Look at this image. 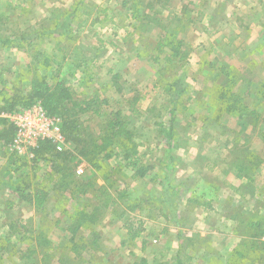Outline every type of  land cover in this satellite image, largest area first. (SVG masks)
I'll list each match as a JSON object with an SVG mask.
<instances>
[{
    "label": "rangeland",
    "instance_id": "rangeland-1",
    "mask_svg": "<svg viewBox=\"0 0 264 264\" xmlns=\"http://www.w3.org/2000/svg\"><path fill=\"white\" fill-rule=\"evenodd\" d=\"M73 10L65 34L49 32ZM226 15L230 22L215 30ZM35 31L43 35L32 49L1 43ZM34 50L48 56V79H63L75 99L121 111L138 155L124 160L119 146V156L100 158L105 170L94 172L81 156L70 166L75 180L113 183V196H122L111 209L97 208L92 192L55 188L52 163L17 154L3 139L9 124L0 115V264H264V233L251 227L256 205L241 206L226 180L223 195L216 184L205 188L229 174L264 173V0H0V105L39 78ZM222 64L238 76L234 91L242 97L247 80L259 81L253 92L263 100L243 97L249 106L241 117L217 109ZM180 79L186 89L175 97L172 82ZM78 119L84 138L101 134L100 117ZM78 147L70 141L68 149ZM131 159L146 167L143 177L133 175ZM21 180L47 187L42 211L12 192ZM78 209L93 217L73 233ZM128 217L141 228L135 239L122 226ZM216 231L227 234L222 247ZM71 242L89 246L77 252Z\"/></svg>",
    "mask_w": 264,
    "mask_h": 264
},
{
    "label": "trees",
    "instance_id": "trees-1",
    "mask_svg": "<svg viewBox=\"0 0 264 264\" xmlns=\"http://www.w3.org/2000/svg\"><path fill=\"white\" fill-rule=\"evenodd\" d=\"M74 13L75 10L65 12L62 16H60L61 18H58V20L55 21L54 27L49 32L65 34L68 31L65 27L72 21ZM34 34H37V36L27 39V35L21 33L14 39H1V43L6 47H9L15 40L16 42L14 46L17 49H32L31 45L33 40H36L38 37H42L43 35V33H39L38 31H35ZM22 40L28 41V44L26 43V45L21 43ZM24 45H26V47ZM176 54V50L172 51V55ZM31 58L33 62L39 63V66H33L35 70L38 69L39 75L36 77L39 78L30 84V89H28L25 93L23 90H20L19 94L15 96L2 97L0 114L4 112H11L18 108H24L31 105L33 102L40 101L48 114H56L60 116L61 130L69 143L71 141L75 143V145L79 146L78 153L75 154L74 150L70 151V149L58 152L55 150L50 141L45 140L40 141L38 146L33 149L32 160H41L45 163L53 164V171L56 173L55 175H60L56 181L59 185L55 186V188L69 189L70 191L77 190L82 195L92 192V197L97 202V208L111 209L122 198V196L115 197L111 193L110 187L113 186V183L112 185L102 183L99 186H95L92 179L86 181L75 180L70 166H72L73 163L76 166V164L83 159L85 164L94 172L101 171L103 168L105 170V167H103L104 165L102 166L100 163V158L102 160H107L112 156H119L118 151H116V148L119 146L121 148L122 159L130 160L132 155H138V152L133 145V135L131 129L128 127L127 122L122 118L120 110L103 113L100 107L93 106L95 104V99H75L72 96L71 87L68 86L63 79H48V71H50L49 63H44V61L48 60V56L42 51L34 50L31 53ZM83 58L84 55H82V59ZM74 66L77 68L83 65L82 63L76 62ZM28 68H31V65H28L27 69ZM218 70L222 75V78H224V82L218 83L213 90V94H216L220 103V106L217 109H220L227 114H237L241 117V114L247 113L248 106L243 102V97L234 91V88L237 87L240 80L229 67H225L223 64L218 67ZM81 83H83V81H81ZM249 85H246L244 89L247 87L249 88ZM172 86L175 97H178L184 92V89H186V85L181 79L173 81ZM101 102L102 105L108 106V101L106 99H102ZM253 112L254 111H251L250 113L254 114ZM88 113H92L93 115L101 118L103 126L101 134L98 137L84 138V136H82L81 132H83V129L79 122L78 115ZM2 120L4 121V119H0L1 122ZM8 126L3 139L6 142L10 141L11 143L13 130L10 126ZM7 135L8 137L10 136V140L6 138ZM171 140L172 134L168 131L166 133L165 141L168 147L171 145ZM79 156H81L82 159H80ZM131 160L132 161H130L129 165H131L134 169L133 175L143 177L147 172L146 167L138 165V160ZM15 161V157L11 155L9 157V162L12 163ZM58 161L60 162L58 163ZM19 168H21V165L18 169ZM103 176L104 175H102V177ZM71 185L73 186V189L69 188ZM11 186L12 192L16 194L20 200L26 202L37 211H42L44 209V204L48 200L50 194L47 187L33 184L28 180H21L19 183ZM84 211V209H78L75 211L76 213L70 216L76 220L72 230L73 233L76 232L83 224L92 220L93 215H88ZM122 215L123 213L119 216L121 217ZM132 223L131 217H128L124 220L122 226L126 229V233L130 236V239H135L140 234L141 228L139 226L133 227ZM256 227L264 233L263 224L260 222H257V224L254 223L253 228ZM77 244L72 243V246L76 247ZM78 245L80 246L77 252H80L89 246V244L83 245V243ZM33 252L34 251H30L28 256L33 254Z\"/></svg>",
    "mask_w": 264,
    "mask_h": 264
},
{
    "label": "built area",
    "instance_id": "built-area-1",
    "mask_svg": "<svg viewBox=\"0 0 264 264\" xmlns=\"http://www.w3.org/2000/svg\"><path fill=\"white\" fill-rule=\"evenodd\" d=\"M6 118L13 130L12 149L20 156L33 157V149L40 141H50L55 150L61 152L69 148V142L61 130V117L48 114L40 101L0 114ZM83 171V164L77 166L76 172Z\"/></svg>",
    "mask_w": 264,
    "mask_h": 264
},
{
    "label": "crops",
    "instance_id": "crops-1",
    "mask_svg": "<svg viewBox=\"0 0 264 264\" xmlns=\"http://www.w3.org/2000/svg\"><path fill=\"white\" fill-rule=\"evenodd\" d=\"M229 22H230L229 15H226V17L223 19V24H221V23L215 24V30L218 29V31H219L220 29H222L223 25L226 26V24H228ZM247 50L248 49H246V51ZM257 82H259V81L254 80V79L247 80V85H249V84L250 85H249V88L248 87L246 88L245 94L243 95V97L246 100L248 99V97H252L253 100H255V101L263 100V96L260 93L258 94L256 92H253L255 87H258ZM237 86H238V84H237ZM245 105L249 106V104H247V103H245ZM254 111H256V113L253 112L256 114V117H259L258 116L259 112L255 109H254ZM231 175L232 174H229V176L227 175V177H224L225 175L223 174L224 178L221 181L212 180L211 182H208L205 184V188L207 189L208 187H211L213 184H216L215 188L219 191V194L223 195L225 193L224 180L228 181L229 182L228 186L233 187L237 198L241 201V206L242 205H244L245 207L249 206L252 202H253V205H251V206L256 205L253 213L257 219L253 223H251V227L253 228L254 223L257 224L258 221L264 222V202L262 204H260V200H262V198H264V193H263L264 192V173H262V174H258V173H253V174L246 173L245 174V173H243L242 175H239L238 178L235 175H233V177ZM250 183H252V184H250ZM249 189H251L252 193L249 192ZM206 195H208V193ZM244 202H246V203L244 204ZM209 203L212 204L213 202L209 201ZM209 203H204L203 205H205L206 207L208 206L209 209L214 208L215 210H218L216 205L210 206ZM247 203H249V204L246 205ZM198 211H200V209L197 208V211H195V212H198ZM220 213H221V216L223 215L221 222L226 221L225 217H226L227 213L224 212L223 210L220 211ZM202 222H203V219H202ZM225 225H226V222L222 226L223 230H225L224 229ZM263 225H264V223H263ZM256 229H257V227H256ZM193 231H195V230H193ZM225 233L226 232H224V231L223 232L222 231H219V232L216 231V234L219 238V244L218 245L221 247L223 245H225L226 241H227V234H225ZM196 234L197 233H195V235Z\"/></svg>",
    "mask_w": 264,
    "mask_h": 264
}]
</instances>
